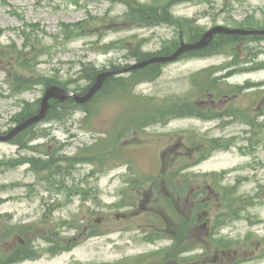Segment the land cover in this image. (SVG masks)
Returning a JSON list of instances; mask_svg holds the SVG:
<instances>
[{
    "label": "rangeland",
    "instance_id": "obj_1",
    "mask_svg": "<svg viewBox=\"0 0 264 264\" xmlns=\"http://www.w3.org/2000/svg\"><path fill=\"white\" fill-rule=\"evenodd\" d=\"M122 10L117 0H0V131L14 125L22 104L40 99L45 80L62 81L67 89L83 92L91 83L83 77L87 73L81 70L83 63L103 70L131 64L130 52L141 39V48L153 52L177 37L172 25L136 27L112 21ZM169 12L192 20L202 32L215 25H264V0H193L172 4ZM68 25L72 32L67 35ZM234 48L238 59L264 61V40ZM257 50L255 56L252 52ZM232 59L224 50L184 56L161 66L156 78L132 91L146 104L150 101L148 115L125 117L127 104L110 99L98 103L100 98L90 104L87 118L78 108L65 120L40 122L33 129L41 136L36 152L0 142V219L6 220L10 233L0 243V264L24 238L34 240L39 256L12 264H100L126 258L132 264H213L214 257L216 264H264V68L238 66L232 71L227 81L237 90L233 100L218 97L211 102L190 81L202 69L225 72ZM24 79L25 89L13 91L10 81L17 89ZM233 108L241 115L231 120ZM157 109L162 112L156 114ZM122 110L119 120L124 128H118V137L112 138L114 146L104 148L109 141L104 140L103 160H81L87 157L81 147H89L98 137H112L104 135ZM210 141L223 146L206 154ZM45 154L52 162L47 166L42 160L26 161L27 156L42 159ZM205 154L195 165L183 167ZM173 170H178V180L187 175L188 182L204 190L218 185L217 192L205 191L199 198L203 207L191 198L178 199L179 217L192 218L198 227L185 228L177 245L169 237L183 225L175 223L178 218L172 210L166 212L164 193L158 198L148 194L151 176L158 177L152 183L155 192L162 190L163 182L175 184L178 180L168 178ZM220 172L221 179H215ZM62 175L67 185L53 181ZM81 179L90 186L86 198L83 192L74 194L71 187ZM151 213L157 214L156 226L145 228L146 218L153 220ZM63 221L80 226L96 222L94 229L102 234L82 236L90 231L58 227ZM150 230L165 236L147 242L142 237ZM50 233L63 239L78 237L77 244L51 254L44 240ZM187 247L190 250L185 252ZM228 252L231 260L220 262Z\"/></svg>",
    "mask_w": 264,
    "mask_h": 264
},
{
    "label": "trees",
    "instance_id": "obj_2",
    "mask_svg": "<svg viewBox=\"0 0 264 264\" xmlns=\"http://www.w3.org/2000/svg\"><path fill=\"white\" fill-rule=\"evenodd\" d=\"M118 1L124 6L122 15L119 16L120 23H128V25L130 26L134 25V26H144V27L155 26L158 24H168L174 26L177 30V37L168 41L164 46H162V48L159 51H156L155 53L143 52L139 49L138 46L133 48V51L130 52V56L133 57L135 60H141L147 58L149 57V55L152 54H168L177 47L179 42L178 39L179 35L186 37L189 41H194L198 39V37L202 33L201 29L197 25L192 24V20L173 17L169 12V8L172 4L179 2H191L193 0H153L150 2H141L140 0H118ZM244 25H245L244 27H254L253 25L255 24L249 23ZM70 32L72 31L68 25L66 34L68 35ZM260 40H264V36L254 35L249 37H242L236 35L219 34L214 36V38L210 41L208 46H206L204 49L190 53V55L208 56L226 50L228 52H232L236 58L238 53L235 50L234 45L243 41L248 42V41H260ZM253 54H256V52H253ZM235 60L236 59H234V61ZM82 71H87V73L83 75L84 79L88 80V82H92L98 69L95 67V65L88 62L83 66ZM214 72H215L214 68L202 70L200 72L193 74L190 77V81L195 87L198 88L200 94L203 96L233 93L230 86L226 84L222 86L221 84H219L220 83L218 82L219 78L214 75ZM159 73H160L159 66L152 64L142 69H136L134 71H131L130 73L124 76L111 77L105 81L103 88L95 95L93 100L97 101L100 98H101L100 100H102L103 97H108L119 101L120 99L123 98L124 100L122 101L123 104L125 105L127 104V106L130 107V108H126L127 114L125 117L131 116L133 118H138L140 116L148 115L149 111L152 112L150 107V101L148 100L149 102H147L146 104L145 103L146 99L143 100L144 97L132 94V89L139 82L153 80L159 75ZM228 74H230V72L227 73L225 76H227ZM27 82L28 81L24 79L19 89H25ZM53 83L59 86L65 85L64 82L55 81L53 79H48L44 81V85H50ZM228 88H230V90H227ZM173 102H175L176 105L178 104V106L179 104H183L180 101H173ZM37 105L38 104L36 102L28 106H24L22 110L16 114L15 120L20 121L21 119L27 117L29 114H31L36 110ZM74 106L76 105L73 102V100L70 98L64 101L63 103L53 102L47 112L46 119L62 121L66 119L68 115L67 112L69 111V109L71 111L74 108ZM161 112L162 110L160 109L155 110L156 114ZM231 113L235 114L234 111H231ZM168 118H166L164 122ZM154 120L155 118H153L149 123H152ZM114 132H116L115 133V137H116L117 130H114ZM26 133L30 134L28 139L34 136V132L31 131V129H28L27 131H25L24 133L22 132V134L19 135L17 139L19 143L23 142ZM114 140L108 141L105 148L108 145L110 147L114 146L115 145ZM211 144L212 141H210V148H209L210 150L217 147ZM42 162L44 163V166L46 164L52 163L49 157H47V159H44ZM51 169L54 170L52 166ZM5 226L6 225H4V220L0 219V243L3 242L8 237V232L6 231ZM19 252L20 250L15 254H19ZM29 253L30 251L29 249H27L26 254L20 256L19 258L20 259L26 258L29 256ZM2 264H5V262L2 261ZM116 264H131V263L122 261Z\"/></svg>",
    "mask_w": 264,
    "mask_h": 264
},
{
    "label": "water",
    "instance_id": "obj_3",
    "mask_svg": "<svg viewBox=\"0 0 264 264\" xmlns=\"http://www.w3.org/2000/svg\"><path fill=\"white\" fill-rule=\"evenodd\" d=\"M215 33H225V34H237V35H248V34H264V29L263 30H244V29H230L226 28L223 26H215L208 31H206L202 37L195 43H183L181 42L180 46L170 55L167 56H155L150 59L144 60L142 62L136 63L132 66H130L127 69H134V68H139L143 67L147 64L150 63H164V62H169L174 59H176L179 55H181L184 52L195 50V49H200L208 44L210 39L212 38L213 34ZM126 69V70H127ZM117 71H108V72H101L96 76V79L92 86L88 89V91L83 94V95H77L71 91H67L65 89L59 88L57 86H50L46 88L45 93L41 99L40 103V108L38 113L28 117L21 123H19L16 127H14L12 130L8 132L7 135L5 136H0V140L7 141L13 135H15L18 131L26 128L27 126L37 122L38 120L42 119L46 113V110L49 106L48 100L50 98H54L57 100H64L65 98L71 96L73 97L77 102L79 103H84L88 101L92 95L101 88L102 83L104 79L113 74L116 73Z\"/></svg>",
    "mask_w": 264,
    "mask_h": 264
}]
</instances>
